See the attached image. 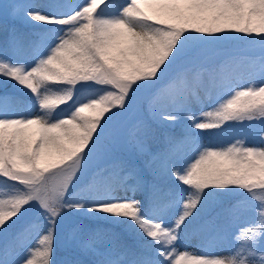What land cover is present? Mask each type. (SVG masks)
I'll list each match as a JSON object with an SVG mask.
<instances>
[{
    "label": "snow or ice",
    "instance_id": "obj_1",
    "mask_svg": "<svg viewBox=\"0 0 264 264\" xmlns=\"http://www.w3.org/2000/svg\"><path fill=\"white\" fill-rule=\"evenodd\" d=\"M5 15L31 31L0 41V264H264V126L223 139L264 125V0Z\"/></svg>",
    "mask_w": 264,
    "mask_h": 264
},
{
    "label": "trees",
    "instance_id": "obj_2",
    "mask_svg": "<svg viewBox=\"0 0 264 264\" xmlns=\"http://www.w3.org/2000/svg\"><path fill=\"white\" fill-rule=\"evenodd\" d=\"M26 2H28V0H0V41H3L6 38V35L9 32H11L13 28L17 29L18 33L20 34H25L31 31L22 20L13 19L11 15H5V6L11 5L13 3H26ZM36 2L43 4V3H47L48 0H36ZM61 2H66V0H61ZM114 2L119 4V3H122L123 0H114ZM8 11L11 12V8H8ZM32 38L34 39V37ZM22 39H28V37L22 36ZM236 48L241 54L247 55L253 59H258L260 56V46L258 44L237 45ZM241 71H243V69H241ZM262 126L264 125H262L260 121L245 122L244 124L233 123L228 127V131L225 132L223 139L230 140L233 138H245L246 137L247 140L257 142L258 132ZM166 131L168 132L174 131V134L179 133V129L166 130L162 128H157L155 130L154 137L150 138L148 142L149 148L151 150L154 151L159 147V145L162 142L163 135ZM124 155L136 162H139L140 160H142V158L136 157L135 153H133L130 149L127 150L124 153ZM83 223L85 225L88 224L87 221H83ZM93 227H95V225H93ZM99 227L107 230L108 232L119 231L118 229L111 227V226H107L103 223H101ZM61 258L62 259L63 258H68V259L78 258L82 260L90 259L87 256H76L75 254H70L63 250L61 251Z\"/></svg>",
    "mask_w": 264,
    "mask_h": 264
},
{
    "label": "rangeland",
    "instance_id": "obj_3",
    "mask_svg": "<svg viewBox=\"0 0 264 264\" xmlns=\"http://www.w3.org/2000/svg\"><path fill=\"white\" fill-rule=\"evenodd\" d=\"M248 142H252V141L249 140ZM253 143H254V142H253ZM225 246H226V245H225Z\"/></svg>",
    "mask_w": 264,
    "mask_h": 264
}]
</instances>
